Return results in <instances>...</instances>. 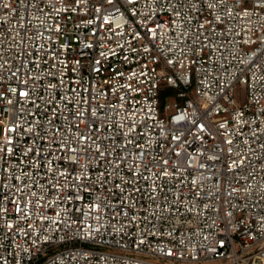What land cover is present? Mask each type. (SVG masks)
I'll return each mask as SVG.
<instances>
[{"label":"built area","instance_id":"2783aa9c","mask_svg":"<svg viewBox=\"0 0 264 264\" xmlns=\"http://www.w3.org/2000/svg\"><path fill=\"white\" fill-rule=\"evenodd\" d=\"M0 264H264V0H0Z\"/></svg>","mask_w":264,"mask_h":264},{"label":"rangeland","instance_id":"374dc122","mask_svg":"<svg viewBox=\"0 0 264 264\" xmlns=\"http://www.w3.org/2000/svg\"><path fill=\"white\" fill-rule=\"evenodd\" d=\"M244 87L241 85V84H236L235 86V100L237 102H240L244 96ZM169 101H172V94L171 93H168L166 92L165 95H163L162 99H161V106L164 104V103H167Z\"/></svg>","mask_w":264,"mask_h":264}]
</instances>
